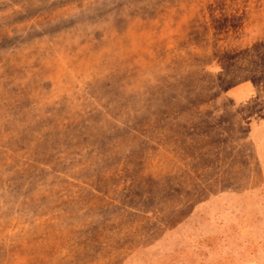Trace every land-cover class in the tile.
I'll use <instances>...</instances> for the list:
<instances>
[{"label": "rangeland", "instance_id": "1", "mask_svg": "<svg viewBox=\"0 0 264 264\" xmlns=\"http://www.w3.org/2000/svg\"><path fill=\"white\" fill-rule=\"evenodd\" d=\"M0 264H264V0H0Z\"/></svg>", "mask_w": 264, "mask_h": 264}]
</instances>
